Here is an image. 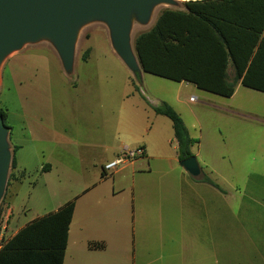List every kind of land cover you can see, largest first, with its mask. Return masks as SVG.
<instances>
[{
  "label": "crops",
  "instance_id": "obj_1",
  "mask_svg": "<svg viewBox=\"0 0 264 264\" xmlns=\"http://www.w3.org/2000/svg\"><path fill=\"white\" fill-rule=\"evenodd\" d=\"M158 14L142 25L143 31L154 25ZM53 53L63 69L59 55ZM94 53L91 50L84 62L90 63ZM139 76L144 85L148 77L157 75L142 70ZM97 83L79 90L83 96L54 97L51 115L36 107L39 100L33 106L22 100L21 129L15 132L8 126L10 144L17 147L16 169L24 176L7 185L0 247L22 227L74 200L64 264L69 254L75 258L72 264H219L218 238H214L218 194L212 192L219 188L205 177L189 176L180 165L178 146L173 154L166 151L165 131L170 124L152 107L166 101L127 84ZM177 100L181 102L180 92ZM3 106L8 118L10 110ZM123 136L144 153L107 171L105 164L130 147L124 142L116 146V139ZM39 175L51 197L53 189L62 190L50 209L28 208L24 203ZM62 186H69L66 194ZM31 210L36 214L28 217L26 211ZM91 241L103 243L104 248H90Z\"/></svg>",
  "mask_w": 264,
  "mask_h": 264
},
{
  "label": "rangeland",
  "instance_id": "obj_2",
  "mask_svg": "<svg viewBox=\"0 0 264 264\" xmlns=\"http://www.w3.org/2000/svg\"><path fill=\"white\" fill-rule=\"evenodd\" d=\"M164 8H184V0H176L175 4H159L154 14ZM145 28L134 23L131 32L133 47L136 36ZM93 49L92 61L85 63L83 55L87 51L89 55ZM53 52L58 55L50 42L41 41L25 45L5 60L1 70L0 102L10 110L6 117L7 125H12L15 132L21 129L19 113L21 103L26 99L29 105L39 100L36 107L42 114L45 110L51 115L50 104L54 97L70 99L83 96L80 91L95 83L97 85V82L106 86L127 84L135 91H144L150 98L164 99L181 111L191 136L198 140L193 149L198 153L202 168L198 177H211L219 188V192L216 189L212 191L218 194V201L214 198V205H218L217 212H214L218 216L214 238H218L219 264H264V92L239 84L235 93L226 97L194 85L184 87L186 85L178 81L159 76L148 77L144 85L137 80L133 82L134 73L114 50L109 29L102 22H91L81 28L73 71L62 69ZM228 72L233 75L232 65H229ZM75 84L78 85L76 91L73 89ZM179 92L181 102L177 100ZM162 118L170 124L164 141L166 151L173 154L178 142L170 119ZM115 142L117 147L124 142L130 148H136L130 145L132 142L126 136ZM12 172L11 163L10 187L13 184ZM37 178V184L31 185L30 195L25 197L24 203L28 208L35 205L36 209H50L56 202L55 196L59 197L55 194L62 193V190L59 187L58 190L53 189L51 197L42 187V176ZM62 187L66 188L63 190L66 194L69 186ZM208 188L204 186L205 193ZM26 213L32 217L36 210ZM74 259L69 254L65 264H72Z\"/></svg>",
  "mask_w": 264,
  "mask_h": 264
},
{
  "label": "trees",
  "instance_id": "obj_3",
  "mask_svg": "<svg viewBox=\"0 0 264 264\" xmlns=\"http://www.w3.org/2000/svg\"><path fill=\"white\" fill-rule=\"evenodd\" d=\"M134 47L147 73L191 82L226 97L232 96L239 84L264 92V0H196L184 1V8H164L154 25L136 36ZM132 80L140 81L139 73ZM152 107L171 120L179 160L194 155L192 148L198 140L191 137L182 116L167 102ZM6 117L0 102V118L11 129ZM16 149L14 146L13 180L24 176L16 169ZM204 179L216 185L209 177ZM3 202L4 198L0 226ZM74 210L75 201L71 200L22 227L1 244L0 264H64ZM89 247L104 248V244L91 241Z\"/></svg>",
  "mask_w": 264,
  "mask_h": 264
},
{
  "label": "water",
  "instance_id": "obj_4",
  "mask_svg": "<svg viewBox=\"0 0 264 264\" xmlns=\"http://www.w3.org/2000/svg\"><path fill=\"white\" fill-rule=\"evenodd\" d=\"M196 1V0H184ZM176 0H0V80L5 60L27 44L50 42L66 72L74 69L81 28L102 22L109 29L114 50L134 73H141L131 32L134 23L148 24L159 4ZM13 151L9 129L0 118V203L5 195ZM193 176L201 173L196 155L180 160Z\"/></svg>",
  "mask_w": 264,
  "mask_h": 264
},
{
  "label": "built area",
  "instance_id": "obj_5",
  "mask_svg": "<svg viewBox=\"0 0 264 264\" xmlns=\"http://www.w3.org/2000/svg\"><path fill=\"white\" fill-rule=\"evenodd\" d=\"M194 97H191V100H193ZM144 150L141 147H136V148H130V147H125L123 151L113 160L110 162L106 163L104 168L107 171H112L122 166V164H125L129 160H133L137 158L138 156L143 155Z\"/></svg>",
  "mask_w": 264,
  "mask_h": 264
}]
</instances>
